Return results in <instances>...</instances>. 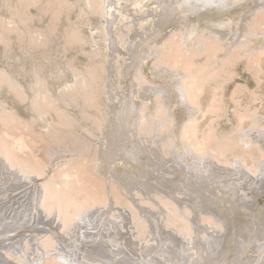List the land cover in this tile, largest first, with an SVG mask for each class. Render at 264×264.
Here are the masks:
<instances>
[{"label": "bare ground", "instance_id": "6f19581e", "mask_svg": "<svg viewBox=\"0 0 264 264\" xmlns=\"http://www.w3.org/2000/svg\"><path fill=\"white\" fill-rule=\"evenodd\" d=\"M64 2L71 8V0ZM163 2L171 4L164 3L162 7L159 0H78L80 13L98 12L101 20L98 26H89L90 37L96 41L88 42L93 51L86 53L92 58L98 44L102 47L97 57H102L106 71L100 78L94 77V67L89 64L80 73L92 72L88 80H66L57 91L47 81L53 79L54 68L49 67L46 73L43 65L31 62V93L27 97L15 87L20 81L7 71L8 64L0 65V87H10L19 101L30 97L33 101L25 123L16 111L5 109V101L0 99V248L5 251L0 264H156L151 256L154 252L146 253L147 248L142 247L151 242L160 227L151 216L139 212L133 198L136 195L142 205L150 207L149 211L159 201L171 205L164 197L168 196L164 192L169 191L164 187L176 188L180 180L171 169L177 165L176 160L188 155L197 169L209 171L216 161L231 165L233 172L225 176L214 173L200 184L188 178L198 191L199 204L212 213L202 214V222L215 235L201 234L202 260L195 250L189 251L191 257L184 255L179 244L165 246L166 259L179 264H264V97L257 90L264 79V0ZM126 3H130L131 11L123 7ZM151 8L155 10L145 21L136 23L132 19ZM5 21L0 16V24ZM179 22L178 28L172 30ZM122 23L123 27L116 28ZM18 34L16 41L20 40ZM7 45L6 41L5 59L10 55ZM21 50L26 52L28 48L23 46ZM130 62L127 72L135 71L131 85L134 90L130 99L116 108L115 103L121 101V92L125 91L119 76ZM68 64L64 62L66 69ZM150 64L160 73V79L176 85L164 89L149 84L139 68ZM239 69L253 78L255 89L238 82ZM71 71L74 77L80 75ZM98 82L93 90L90 86ZM230 83L234 84L229 87ZM177 100L182 104L171 110L167 102ZM73 108L89 124L71 118ZM52 112L58 122L68 125L69 132L58 130L60 127L53 130L47 145L48 160L43 161L30 150L20 126L33 125ZM223 120L231 122L228 131ZM93 123L100 127L94 128V139L95 132L102 128L105 141L117 144L116 153L109 146L104 149L100 142L93 151L91 145L78 142L81 128L90 129ZM179 140L183 154L177 157ZM230 157L234 161L229 162ZM141 158L149 160L147 165ZM117 160L130 167H145L147 181L136 185L130 182L132 176L122 179L112 171ZM86 164L101 177L103 185L97 186L101 190L94 186L87 189L83 184ZM185 168L189 173L195 171L188 164ZM212 178L217 179L222 193L210 189ZM171 207L166 226L182 234L195 248L198 231L194 221L182 214L181 206ZM192 211L186 209L184 213L191 215ZM170 237L183 243L177 236ZM6 241H11V246Z\"/></svg>", "mask_w": 264, "mask_h": 264}, {"label": "rangeland", "instance_id": "374dc122", "mask_svg": "<svg viewBox=\"0 0 264 264\" xmlns=\"http://www.w3.org/2000/svg\"><path fill=\"white\" fill-rule=\"evenodd\" d=\"M22 1L21 0H0V16H2L6 20L2 24H0V33L2 34V37L0 38V41H1L0 42V65L3 63L8 64L9 67L7 68V71H10L12 73V75L17 80L20 81V83H18V85L15 86L16 88L23 90L24 95H26L27 97H28V95H30L31 92H30V89L28 88V82L31 80L30 79L31 73L28 71V67H29V63H31V62L36 63L38 66L43 65V67L47 70L46 73H48L49 67L54 68L53 79L47 78V81H49V83L53 87L55 86L57 91H61V89H60L61 83H63L66 80H68V81L69 80L70 81L81 80V79H85V80L87 79L88 80L89 77L93 75L92 72H89V73H86L83 75H81L80 73L82 71H84L85 69H88L87 66L89 64H92L94 67V69H93L94 73H95L94 77L100 78L101 76L104 75V73L106 71V69H105L106 67L103 66V59H102V57H100L99 59L97 57L98 53L100 51L102 52V47L98 44V48L94 51L95 54L93 53L94 56L92 58L91 57L88 58V55H86V53H89V49H90V51L91 50L93 51V47L89 43L96 41L92 37H90L91 34H90L89 29L91 27H96L100 24L101 20H100L98 12L91 13L90 10L88 9L89 7H88L87 10H89V11H87V14H85L84 10H83V12H81L82 13L81 14L79 11L78 0H71L73 2V3H70V5L72 4L70 6L71 8H69L65 5L66 2H64V0H49V1L48 0H37V1H35V0H22ZM31 1H33V2H31ZM53 1H55V2H53ZM26 2H27V4H26ZM36 2H38V3H36ZM23 3L26 4L25 5L26 11L23 8L24 7ZM31 3L34 5V7H33V5H30ZM59 3L60 4L62 3L61 6ZM159 3L162 7L165 6L164 3L166 4V6H170L168 4H171L168 2H163V0H161V1L159 0ZM146 4H147V1L144 2L142 5L145 6ZM42 5H45V6H42ZM64 5H65V7H64ZM49 6H51V7H49ZM27 7L28 8L30 7V8L28 9ZM123 7L125 8V10L127 12L132 10L130 3L124 4ZM162 7L159 8L158 11H160L162 9ZM154 10H155L154 8H153V10L151 8L149 11H144L143 13H141L143 15L137 14L136 17H134L132 19L136 23H138L141 19L143 21H145L146 18L148 19V16H151L153 14ZM163 11H164V9H163ZM16 16H17V19H16ZM23 19L26 21H24ZM29 20H30V22H29ZM19 21H22V23H20ZM25 22H27V23H25ZM9 23H11V24L9 25ZM23 23H25V24L23 25ZM179 24H180V22L178 24H175V26L172 27V30H174V28L175 29L178 28ZM2 26H3V30H1ZM12 26L15 29L12 28ZM89 26H91V27H89ZM120 26L123 27V23L121 25L119 24L116 28L119 29ZM16 27L19 30H17ZM9 28H10V30H9ZM77 30H78V32H77ZM9 31H11V32H9ZM16 31H18L19 34ZM71 32L74 34H72ZM16 33L19 35V37H18L20 39L19 41H16V40H18V39H16V37H17ZM69 34H71V35H69ZM77 35H81V36H77ZM76 38L77 39L79 38V41ZM81 38H82V42H81ZM75 39L77 42L75 41ZM165 39L166 38L162 39L161 43H163ZM152 40H154V38ZM6 41H7V43H9V45H7L8 46L7 52L10 53V55L7 59L4 58V54H3V49H4V47L6 48V46H3V44ZM23 46H25V47L27 46L28 51L22 52L21 49L23 48ZM84 50H86V52ZM4 51H5V49H4ZM64 62H69L67 69L65 68ZM19 64H20V66H22L21 68H23V69L19 68ZM131 64H132V62H130L128 65L124 66V69L121 72V75L119 76L121 78V79L119 78V81H121L119 83L123 85V88H125V91L121 92V95H120L121 96L120 98H122L121 101L119 103H115L116 105L114 104L116 106V108H118L120 105H122L121 103H123V105H124V103H126V101H128L130 99V97L132 96V92H133L132 90H134V87H132L131 85L134 83L133 75H134L135 71L131 70V71L127 72L129 70V66ZM18 68H19V70H18ZM102 68H103V71H101ZM71 70H74V72L79 73L80 75L77 77H74ZM139 70H140V73L142 75H144L145 80H149L148 83L153 85L154 87H160L161 86L164 89H168L167 86L171 87L170 85H172V86H173V84L176 85V83L169 84L170 82L168 80L166 82L163 79H160V77H159L160 73L158 71H156L154 67L152 68V64L148 65V67L143 65L139 68ZM240 71L242 72V74ZM243 71L244 70L239 69L240 77L237 78L238 82L248 84L251 88L255 89V83L253 81V78H251V76L249 74H247V72H245V71L243 72ZM46 73H44V76H46ZM21 74H23V75H21ZM242 75H243V77H241ZM124 79H126V80L123 81ZM154 80H156V81H154ZM122 81H123V83H122ZM117 82H118V78H117L116 83ZM166 83H167V85H166ZM50 84H49V86H51ZM98 84H99V82L94 83V85H92L90 87L94 90V87H96ZM233 84L234 83H230L229 87L232 86ZM36 89L38 90V87ZM257 90L263 99V97H264V79L262 80L260 87ZM122 94H123V96H122ZM31 98L32 97H30V100H27V101H19L16 98V93L13 92L10 89V87L9 88L7 86L5 87V85H2L0 87V99L5 101L4 108L5 109L8 108L13 112L16 111L15 113L20 115L24 122L27 121L26 118L30 115L29 114L30 113L29 112L30 104L33 102ZM37 98H38V96H37ZM122 100H123V102H122ZM174 102H176V101H174ZM174 102H172V103L167 102V106H170V109L172 108L171 110H173V109L176 110L177 107H179L182 104V103H180L179 100H177L176 103H174ZM147 104L150 105V102L149 103L147 102ZM262 107L264 109V99H263ZM262 107L260 108V106H259V109L262 110ZM10 110L9 111L7 110V112L9 113ZM80 114L81 113L79 111H77L76 108H73V110L70 112L71 118L78 119V121L85 124L86 119L80 118ZM230 116H231V114L229 115V117ZM44 118H46V119L41 120V121L37 120L35 122V123L38 122L36 125H34L35 123L33 125L23 124L22 126H20V131L27 138L30 150L38 158L42 159L43 161H47L48 160V158H47L48 157L47 145L50 141L49 136H51L53 134V130H56L58 127H60V128H58V130H60V131H66V132H69V131H68V125L65 126V124H61L60 122H58V120H56V116H55V114H53V112L44 116ZM92 118L95 119L96 121L97 120L100 121L99 119H97V116H93ZM230 119L234 120V118L232 116L230 117ZM111 121H112V119H111ZM111 121H109V125H113V123ZM38 124H41V125L47 124L50 126V128H42ZM86 124H89V123H86ZM223 124L225 125V130L228 131V129L231 128V125H230L231 122L230 121H224L223 120ZM55 125H56V127H55ZM94 128H97V130H98L100 127H98V125H95L93 123L91 125L90 129L81 128V130L79 131V136H80L79 140L80 141L78 140V142L86 144L88 146L91 145L92 147L90 148V151L95 150V148L97 149L98 148L97 143L100 142L102 145H104L103 146L104 149H105V147L109 146V150H111V148H112V150L115 149L114 151L116 153V145L117 144L112 146V145H109V143H107V141H105L107 139H105V135L102 133V130H101L102 128L99 130V132H95L94 135L97 136V139H94V137H93ZM108 130L109 129H107V131ZM107 131H105V132H107ZM81 133H83V134H81ZM96 133H97V135H96ZM121 138H124V137L122 136ZM178 144H179L180 148L176 149L177 152L175 151V153L177 154V157L180 154L181 155L183 154V147H181L182 145H181L180 140H179ZM116 157L118 159V156H115V159H116ZM144 159L145 158H141V161L144 162L145 165H147L149 160H146V159L144 160ZM183 161H185V162H183ZM231 161H234V158L230 157L229 162H231ZM170 163L172 164L173 162H170ZM174 164L176 166H174L173 170L171 169V172H173L177 176L178 180H180V181L177 182L176 188H174L172 186H165L164 189L168 188L167 190H169V191H167L168 193L164 192L165 194L168 195L167 197L166 196H164V197L167 198L166 201H169L170 204L171 203L173 204V207L177 206V208H178L181 206L180 208H182L181 209L182 214L185 215L186 217H188L191 221H194L196 229L198 231V234H197L198 236L196 238V243L194 244L195 248H193V245L188 243V241L185 240V238L182 234H179L178 231L171 229V228L166 226V220L169 216L167 210L170 209L172 204L168 206V205H166L167 203L164 204L161 201H159L157 207L152 209L151 211H149L148 209L150 207H148L146 205H142V201H140L138 199V197L135 195V197L133 198V202L137 206H139L138 207L139 212H143V214L146 213V215H148L149 217L151 216L152 219L157 223V226L160 227V228H157V232L155 231L156 235H154L153 237L150 238V239H152L151 242L149 244H145L144 246L142 245L143 250H144V247L147 248L145 250L146 253H150L151 251L154 252V253L152 252L153 254L151 253L152 254L151 256L154 257L153 261L154 262L156 261V264H170L171 261L169 262L166 259L167 256H165V252H164L165 246H167V247L171 246L172 247L173 245L177 246L178 244L179 245L177 247L182 249L181 250L182 252L184 251L183 252L184 255L186 254V255L191 257V253L189 251H191V252L196 251L195 255L198 257L200 256V258H201L200 260H202V258L205 257L203 255L204 254V248H203L204 246H203V237L201 234L202 233H207V234L211 233V235L212 234L215 235V234L213 233V230L209 228V225L206 222L205 223L202 222V214L205 215L206 213H210V214H212V213L207 211V208L205 206H201L199 204L200 198H199L198 191H196L195 188H193L190 185L189 179L191 177H193V179L195 178V181H196L195 184H200L201 180L203 181V180L207 179L208 177L213 176L214 173L216 175H219V176H220V174H221V176H225L226 172H228V171H229V173L233 172L231 165H226L224 163H219L216 161H215V166H213L209 171L205 172L204 170L197 169V166H196L195 162L193 161V157L191 155H188V156L182 158L181 160H178V161L176 160L174 162ZM186 164L194 167V169H195L194 173L188 172V170L185 168ZM221 164L224 166L222 167ZM113 165H112L113 166L112 168L114 170H112V171L116 172L117 174H120L122 179H124L123 177H125L126 175H127V177L132 176L130 179V182H134V184H136V185H138L142 182H145V180L147 181V179L145 178V174H144L146 169L143 166L140 167L138 165H132V167H130V166H127L126 164H124V161L119 162L118 160H117V164L115 161V163ZM140 165H143V164L140 163ZM233 166L235 168L237 166V164L234 162ZM123 167L128 168L127 170H129L131 168L130 169L131 171L129 170L131 173L128 172L127 170H125ZM83 168L86 171V173L83 172V174H86V175H84L85 177L82 176L83 179L85 178V182L83 184H85L87 189L89 188L92 190L91 186H94L95 189H100L99 187L100 186L102 187L103 182L101 180V177L97 174V172L93 169V167H91L89 164H86V168L85 167H83ZM121 168H122V170H121ZM82 171H84V170H82ZM139 172H140V174H139ZM134 176H135V178H134ZM210 181H211L209 183L211 186L210 189L213 188L214 190H218V191H220V193H222L223 189L217 187V184H218L217 179L212 178ZM100 182H102V183H100ZM97 186H99V187L97 188ZM236 190H238V188H236ZM181 194H183V195L181 196ZM221 196H223V195L220 194V197ZM185 197H187V198H185ZM169 198H171V199L169 200ZM183 198H184V200H183ZM214 199L216 200L215 195H214ZM186 200L188 201V203ZM210 201H213V200L211 199ZM218 201H219V198H218ZM137 202H138V204H137ZM143 203L146 204V201ZM174 203H176L177 205ZM186 209H188L190 211L193 210L192 212L194 214L192 213L190 215V214L184 213ZM155 218H157V219H155ZM159 220H162V221L159 222ZM39 221H40V219L38 220V222ZM164 232H166L168 235L170 234L171 236H177L178 239L183 240L182 241L183 243H181L180 241H178V242L174 241V240L172 241V237H170V235L167 236L166 233H164ZM164 235H165V237H163ZM166 237H169V238H166ZM165 238L169 239V240L171 239L170 240L171 242L169 240H166ZM155 239H157L158 242ZM174 242L176 244H174ZM6 243L9 246H11V244H12L11 241H6ZM155 246L158 247L157 250H153L154 248H156ZM193 250H195V251H193ZM200 251L203 252L202 255L199 254ZM4 252L5 251L2 248H0V257H4ZM155 254H156V256H154ZM151 256L149 255V257H151ZM161 256H163V257H161ZM161 259H165V260L163 261ZM183 263H184V260H183ZM171 264H179V263H177L175 261V262H171Z\"/></svg>", "mask_w": 264, "mask_h": 264}]
</instances>
